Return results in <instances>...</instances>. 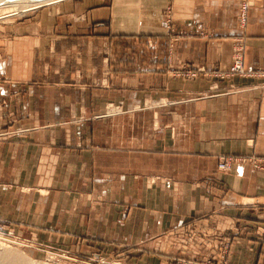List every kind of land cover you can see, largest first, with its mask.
<instances>
[{
	"label": "crops",
	"instance_id": "1",
	"mask_svg": "<svg viewBox=\"0 0 264 264\" xmlns=\"http://www.w3.org/2000/svg\"><path fill=\"white\" fill-rule=\"evenodd\" d=\"M241 1L58 0L1 22L0 230L126 264L224 243L226 264H264V79L220 76L240 36L264 67V0L244 30ZM167 6L186 32L170 48Z\"/></svg>",
	"mask_w": 264,
	"mask_h": 264
},
{
	"label": "rangeland",
	"instance_id": "2",
	"mask_svg": "<svg viewBox=\"0 0 264 264\" xmlns=\"http://www.w3.org/2000/svg\"><path fill=\"white\" fill-rule=\"evenodd\" d=\"M56 1L58 0L42 1L32 4L24 9L20 8L19 10L9 6H0V23L10 21L36 8ZM247 1L250 3L247 11L248 17L252 1ZM166 9L171 10L170 6H167ZM163 28L166 31L165 23ZM116 110L117 108L114 107L113 109H110L109 113H114ZM224 244L218 247V254L220 253V248L224 246ZM96 254L97 255L94 256L91 250L81 249L79 246L71 248L51 245L47 247L38 244L34 245L11 235V233L0 230V264H126L130 261V257L115 258L104 251L97 252ZM218 254L216 257H218ZM206 259L214 260L215 258H210L208 256L182 258L180 262L181 264H201V261H205Z\"/></svg>",
	"mask_w": 264,
	"mask_h": 264
},
{
	"label": "built area",
	"instance_id": "3",
	"mask_svg": "<svg viewBox=\"0 0 264 264\" xmlns=\"http://www.w3.org/2000/svg\"><path fill=\"white\" fill-rule=\"evenodd\" d=\"M250 6V3L247 0L241 1L239 4L238 12H237V19H238V25L241 29L244 30L246 24H247V11ZM163 20L165 23V36L167 38V46L170 48L173 45V42L176 41L181 36H184L186 32L183 31H175L173 27V19L170 9H165V12L163 13ZM199 35H203V30L198 32ZM243 50H244V41L243 37L240 36L237 38V41L235 43V46L233 48L232 53V62L224 74L221 73L220 76H229L232 74H239L242 76H257L264 79V67L259 66L251 71H247L244 68L243 65ZM204 69L202 68H194L193 66L187 67L186 66L182 69L181 74L186 78L195 77L198 73L203 72ZM246 159L241 157H235L231 155H221L218 158V164L217 168L222 171H227L231 168L232 163L236 161H245ZM252 166L259 167L260 161L257 159L249 158L247 159ZM226 253H227V245L224 244L220 248V253L218 254V257H216L214 260L206 259L205 261H201V264H226Z\"/></svg>",
	"mask_w": 264,
	"mask_h": 264
},
{
	"label": "bare ground",
	"instance_id": "4",
	"mask_svg": "<svg viewBox=\"0 0 264 264\" xmlns=\"http://www.w3.org/2000/svg\"><path fill=\"white\" fill-rule=\"evenodd\" d=\"M42 1H47V0H0V6H9L15 8L16 10H19L20 8L24 9L32 4L39 3ZM243 65H244V60H243Z\"/></svg>",
	"mask_w": 264,
	"mask_h": 264
}]
</instances>
